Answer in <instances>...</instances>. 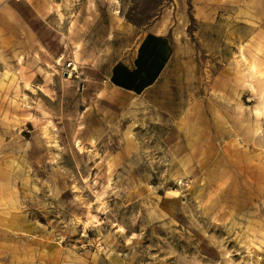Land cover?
Wrapping results in <instances>:
<instances>
[{
    "label": "rangeland",
    "instance_id": "374dc122",
    "mask_svg": "<svg viewBox=\"0 0 264 264\" xmlns=\"http://www.w3.org/2000/svg\"><path fill=\"white\" fill-rule=\"evenodd\" d=\"M5 2L0 264H264V0H32L44 45ZM162 13L178 65L101 115Z\"/></svg>",
    "mask_w": 264,
    "mask_h": 264
},
{
    "label": "crops",
    "instance_id": "0c3cea01",
    "mask_svg": "<svg viewBox=\"0 0 264 264\" xmlns=\"http://www.w3.org/2000/svg\"><path fill=\"white\" fill-rule=\"evenodd\" d=\"M29 2L6 0L3 10L10 12L32 39L44 45L42 30L45 26V12L42 10L41 13ZM164 17L162 13L153 21L144 30L135 47L122 58L104 61L98 66L91 65L95 83H92L94 85L88 97L94 99L92 102H96L95 106L101 110V115L124 111L134 97L153 87L171 65H178L176 53L180 47L179 38L182 33L178 26L169 29V26L163 23Z\"/></svg>",
    "mask_w": 264,
    "mask_h": 264
},
{
    "label": "bare ground",
    "instance_id": "6f19581e",
    "mask_svg": "<svg viewBox=\"0 0 264 264\" xmlns=\"http://www.w3.org/2000/svg\"><path fill=\"white\" fill-rule=\"evenodd\" d=\"M31 3H32V0H29ZM58 60L60 61L61 60V56L60 57H58ZM73 70H76V66L74 65V67H73Z\"/></svg>",
    "mask_w": 264,
    "mask_h": 264
}]
</instances>
